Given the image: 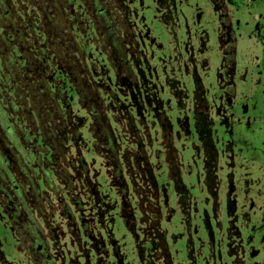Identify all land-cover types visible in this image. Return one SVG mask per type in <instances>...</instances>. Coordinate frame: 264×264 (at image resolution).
Returning a JSON list of instances; mask_svg holds the SVG:
<instances>
[{"label":"rangeland","instance_id":"rangeland-1","mask_svg":"<svg viewBox=\"0 0 264 264\" xmlns=\"http://www.w3.org/2000/svg\"><path fill=\"white\" fill-rule=\"evenodd\" d=\"M74 1L70 19L71 14H77L85 30L74 31L72 37L86 54L85 61L92 69V79L105 88L109 85L115 87L118 73L93 39L94 29L87 7L82 0ZM86 2L90 9H94L89 4L93 1ZM105 4L100 6L97 1L98 9L104 10ZM121 5L127 20L133 25V35L142 42V46L138 42L140 52L150 60V64L144 67L145 78L137 90L150 97L145 99L148 105H160L161 113L169 119L171 127L167 123L166 127L173 131L171 135L174 134V151L178 159L173 164L178 166L183 187L176 188L168 177L174 169L169 167L168 161L165 162V150L158 145L161 130L150 116L153 107L146 113V122L137 121L138 117L136 121L138 127L149 134L143 142L144 148L150 153L162 148L157 151L158 156L150 154L149 160L156 167L154 175L155 183L160 187L159 195L153 196V184L143 185L142 194L136 190L145 178L137 171L132 176L125 170L123 180L127 183L121 187L123 184L118 183L121 177L119 180L113 178L104 158L91 150L92 119L81 105L74 84L53 65L48 76L51 86L46 91L56 93L64 86L66 102L60 101L61 108L71 109L73 125L77 117H83V120L80 118L81 125H78L83 133L79 150L88 170L73 158L59 159L55 163L56 159L49 157L50 165H46V169L50 171L53 166H62L71 176L72 184L54 178L51 186H45L41 183L43 178H33L35 187L41 191L38 196L40 205L37 206L42 209L49 203V208L56 210L64 198L73 210L85 213L89 231L95 236L87 238L83 235L81 243L79 234L69 230L67 221L65 224L62 220L60 230L56 225V221H60L57 214L48 210L37 213L31 197L27 199L25 196V200L33 210H18L16 207V212L24 215L32 211L31 215L39 223L48 217L52 228L49 230L56 234L54 240L64 244L62 252H59L62 247L54 246L56 241L48 237L51 245L48 252L57 264H163V246L161 250L153 247V232H161L159 238L164 236V247L169 250L173 264H264V0H126ZM106 23L107 33L103 29L100 37L103 36V41L116 39L110 31L114 23ZM109 46L113 48L111 44ZM63 49L72 52L71 46L68 50L66 47ZM126 50L133 56L131 48ZM64 51L60 55H64ZM120 51L123 61H127L122 48ZM16 60L25 63L19 54L0 53V116H5L2 119L5 126L7 123L14 128L8 137L20 157L26 154L23 137L25 145L33 149L38 142L42 143L39 132L26 127L20 138L21 126L17 130L9 117L8 107L15 105L12 97L7 95L9 86L5 81H9L10 73L17 79V87H20L17 96L20 99L25 100L28 89L35 90L26 85L30 82L22 81L20 67L24 69V63L16 66ZM136 60L143 66L146 63L143 58ZM59 63L64 64L63 60ZM67 71L75 74L76 69L72 66ZM126 73L133 75L134 71L130 69ZM138 76L141 78L143 74ZM32 78L38 79L36 73ZM51 78L58 82L53 83ZM53 84L55 87L59 85V90L56 91ZM38 93L45 94L39 89ZM207 103V108L202 106ZM33 109L35 113L39 111L36 102H33ZM198 110L202 113L197 120L194 113ZM14 111L18 113V108ZM135 111L136 116L138 112L136 114ZM33 115L30 116L32 121ZM18 116L21 118L24 114ZM65 118L68 120L69 116L67 118L65 114ZM197 121L202 134L209 132V143L214 150L211 154L210 147L198 135ZM98 123L101 125V121ZM22 124L26 126L25 121ZM116 125L114 123L113 126ZM96 133L93 130V134L100 138L99 130ZM161 142L166 143L167 140L162 139ZM166 149L170 151L169 146ZM141 154L146 155V152ZM127 159L131 160L130 156ZM38 162L40 170L44 171V164ZM39 166H33L36 176H41ZM60 174L65 178L64 171ZM45 180L51 181L50 178ZM31 185L26 183L24 187L30 188ZM48 187L52 194L45 193L50 190ZM71 195L81 197L85 208L77 209ZM8 206L6 209L0 202V264H32L28 256L29 241L20 235L24 236L29 230L37 235L42 226L36 221L37 224H26L21 220L22 224L25 223L21 231H25L18 232L11 212L7 211L10 209ZM46 228L43 226L44 230ZM47 234L48 231L46 237L49 236ZM65 234L64 238L61 237ZM37 246L46 249L47 243L40 239L32 243L30 253L35 251L40 258L43 249L39 250Z\"/></svg>","mask_w":264,"mask_h":264},{"label":"trees","instance_id":"trees-1","mask_svg":"<svg viewBox=\"0 0 264 264\" xmlns=\"http://www.w3.org/2000/svg\"><path fill=\"white\" fill-rule=\"evenodd\" d=\"M104 2L110 4V0H104ZM93 8L96 9L95 7ZM101 32L102 30H100L99 28L97 33H94L93 39L97 46L102 49V52L107 55L108 62L118 63L114 65L115 70L118 73V81L115 87H111L109 85L108 88H105L104 86L97 84L95 80L92 79V69L87 66V63L85 61L86 54L84 53L83 49L79 48L80 46L75 37H73L74 41L76 42L74 44L75 46L72 43L68 44V46H71L72 48L71 53L70 51H67V53H65L66 55H60V53H62L63 51L61 47V49H57L53 53H50L51 55H48V59L56 69L65 73L70 78L75 86L77 94L79 95L81 105L85 108L92 119L90 127L95 130V133L96 130H99L101 134V137L99 138L98 135H96L97 133L93 134V130L90 129L93 137V146L91 150L94 153L97 152L99 155H101L102 158H104L105 164L110 170L111 176L113 178L115 177L116 180H119V177H121V181L119 180L118 183H122L123 186L121 187H125L124 184L127 183L125 180H123L125 168H127V172H129L130 167L128 166V162L130 163V161L132 159H135V157H141V152H143L144 148V145H141V147L139 146L138 148H141V151L140 149L137 150V147L133 148L132 145H135L136 143L143 144L145 138L149 137V134H147L148 132L146 131L144 133L141 128L138 127L139 123L137 122H146V113L149 112V109H146L145 107L146 101L142 99L140 100L138 98V96H141L140 94L142 92L136 91V89L131 87L128 76H126V65L123 64L118 54L113 51V48H110L109 46V44H111V40L108 39V41H103L99 35L101 34ZM69 47H66V50H68ZM60 60H63L64 64L59 63ZM233 64L234 62H232V65ZM72 66H74L76 69L75 74H71V72L73 73V71H67V68L72 69ZM51 68L52 67L50 65L47 73L51 72ZM48 76H50V74ZM51 79L54 80L53 78ZM111 82L112 81H110V83ZM58 87L54 86L56 91L58 90ZM13 88V85H9V93H7V95L13 94ZM30 93V91H27L24 97H29ZM53 94L54 98L51 100V102L37 103V109L39 111L36 113V110L33 109V103L28 101L22 102L18 100L17 102H15V105L8 107V110H10L9 117L12 119L11 122L15 124L17 130H20L19 126H21L22 128V130L19 131L20 138L23 136L21 131L25 132V127L31 130H35L40 134V142L42 144L38 142L39 145L36 144L34 149L31 146L25 145L26 139L23 137V149L26 150V154H22L20 157L18 152L16 151L17 149L13 147L14 145L8 137V135L14 131V128L9 126L7 123L5 126V123L2 122V119H5V116H0V202L5 205L6 209L10 204V207L8 206V209H10L7 211L11 212L12 220L14 218V222L17 224L16 229L18 230V232L21 231V229H19L18 227L23 226L20 220H25L26 217H29V214L31 218L34 219V217L31 215V213H29L30 211L25 218L24 216H22V214H19L20 211L16 212L18 197L15 193L16 189L14 188V185L17 182L18 184L19 182H21V187H24L26 183H30V185L33 183L30 188H26L22 191L21 198H23V200L20 203L22 207L18 206V210H33L29 209V206L25 200V196H27V199H29L30 197L33 200L35 199V197H37L38 199V196L41 193V191L37 190V188L35 187V179L33 178H50L51 181H54V178L56 176H59L60 178H58V180L63 181L62 178L64 177H61L60 173L64 171V180H66L67 177V179H69V185L72 184L71 176L67 173V170H64L62 166H53L50 171L46 169V165H50L49 157H52V159H56L55 163L59 159L68 160V158H73L76 160V162L79 161V163L82 164L85 169L88 168L86 160L83 157V153H81L79 150L83 141V133L80 129V126L78 125H81L80 120H83V117H77V120L73 125L71 109L67 108V110H64L61 108L60 101L66 102L64 86H62L59 92ZM60 94L64 95L65 100L56 99V96ZM144 95L146 94L144 93ZM148 97L149 96H147L146 99H148ZM86 99H88V101ZM85 102H87V104H85ZM15 107L18 108V113L14 111L17 109ZM31 108L33 109V111H31ZM135 109L137 111H135ZM157 110H159V112H156ZM134 111L138 112V114L136 113V116L134 115ZM152 112H154L152 113V115L150 114L152 118H155L156 114L159 113L160 115H163L165 117L167 126H170L169 119L166 115H164V113H161L160 111V105H156ZM18 114H24V116L20 118ZM32 114L35 115H33L34 121H32V117H30ZM65 114H67V118L69 116L68 120H65ZM136 117L139 118L137 121ZM24 121L26 122V126L22 124ZM98 121H101V125L100 123H98ZM33 123L35 126L33 125ZM114 123H116L117 125L113 126ZM128 130H130L129 133ZM171 132H173L171 128H168L167 135H169V138L171 137V139L173 138L174 140V134L171 135ZM139 137L141 138L139 139ZM75 149H78V151H76ZM212 151L214 152L213 148ZM144 152H146V155H150V152H148L146 148ZM152 153H157V151L152 150L151 154ZM39 155H41L40 159L37 158L39 157ZM69 155L72 157H70ZM131 155L133 156V158ZM129 156L131 160L127 159V157ZM38 160L44 164V171H42V169L40 170L41 167L38 164ZM34 165L39 166V173L41 174V176H36V174H34ZM59 168L62 169L59 170ZM11 175H13V177H11ZM41 183H44L45 186H49L51 184V182L47 183L42 179ZM15 196L17 197V199H15ZM74 200L77 202V205L80 204L81 206L85 207V204L83 203L81 197L76 196ZM25 232L26 234H24V236L19 234L20 237H36L30 230Z\"/></svg>","mask_w":264,"mask_h":264},{"label":"flooded vegetation","instance_id":"flooded-vegetation-1","mask_svg":"<svg viewBox=\"0 0 264 264\" xmlns=\"http://www.w3.org/2000/svg\"><path fill=\"white\" fill-rule=\"evenodd\" d=\"M84 5L86 7H88L86 0H82ZM93 2H90L89 4H92L96 9H90V6L87 8L88 14L90 16L91 19V23H93L94 25V33L96 34L98 29L100 28V30L104 31L107 33V21H110V23H114L111 25V29L110 31L113 32L114 36L116 39H112L109 38L110 43H111V47H113V51H115L116 54H118V56L120 57L121 61L123 62V64L126 65L127 67V72L131 69V71H134V74H126V76H128V80L131 83V87H133L134 89H136V91H138L137 89L140 87L139 83L141 80H143L145 78V73H144V67L148 64H150V60L148 59V57L144 56V53L140 52V46H142V42L140 41V39L138 38V36L133 35V25L132 23H130L126 18L125 12L122 10L123 5H121V2H126V0H110V4L107 3L105 4L106 6L104 7V10L98 9L99 7L97 6V1L99 2L100 6L105 3L104 0H91ZM102 2V4H101ZM96 3V4H95ZM75 4L74 0H0V48L3 50H0V53H9L11 54V56L14 55H21L22 58L24 59L25 63H24V69L22 67L18 68L20 70H22L23 72V79L22 81L25 79L27 82H30V84H26V85H30L28 87L30 88H34L33 89H28V91H32V93H30L29 97H24L25 100L20 99L17 94L19 93V88L17 87V82L16 80L13 78V75L10 73V75L8 76L9 81H5L6 85L8 84V86H14L13 88V94H9L10 97H12V99L17 102L19 101H28V102H45L46 103L49 101H51L54 98V94L50 93L48 94L46 89L50 84V80L48 79V75L51 74V72L47 73L49 70V66L51 65V67L53 66V64H51L49 62L48 59V55H51L50 53H53L55 50L54 49H61L60 47L65 48V47H69L68 44L72 43L73 45L76 43L72 37V33H74V31L76 32H82L85 30V25L83 24V22L81 21L80 17L77 14H71L72 17L70 19V12L73 9ZM124 4V3H123ZM98 9V13H95V10ZM72 22H71V21ZM120 20L122 22H120ZM81 23L83 24V26L81 25ZM99 23V24H98ZM74 26V28H73ZM84 27V28H83ZM59 28V29H58ZM103 28V29H102ZM99 37V35H98ZM101 38H103V36L101 35ZM105 38V37H104ZM107 40V39H106ZM138 42L140 43V46L138 45ZM135 43V44H134ZM120 45V46H118ZM133 46V47H132ZM121 48L123 50V53L126 55V59L127 61H123L122 58V53H121ZM131 48L133 51V56L131 54H129V52H127L126 49ZM137 50V51H136ZM4 51V52H2ZM64 51V49H63ZM120 51V52H119ZM135 51V52H134ZM65 53H67L66 51H64ZM74 52V51H73ZM66 55V54H64ZM131 56L133 59H131ZM136 58H140L142 60V58L144 59V61L146 60V63L143 64L139 61L136 60L134 61ZM4 59V57H3ZM126 62V63H125ZM23 63H18V61L16 60L15 64L16 66H19L20 64L22 65ZM110 63V62H109ZM5 64V61H3V65ZM115 64H118L117 62H111L110 65L114 67ZM1 63H0V70H1ZM117 66V65H116ZM5 67V66H4ZM34 73H36L38 79H33L32 75H34ZM47 73V74H46ZM139 73L140 76L141 74H143V76L141 78H139ZM136 75V76H135ZM53 82H58L57 80H52ZM19 82V81H18ZM21 82V81H20ZM33 85V87H32ZM49 86V87H50ZM59 86V85H58ZM38 89L40 91H44L45 94L42 93H38ZM61 89V88H60ZM59 90V87H58ZM9 93V92H7ZM20 94V93H19ZM24 95V94H23ZM204 95V94H202ZM202 95L199 98H202ZM3 96V95H2ZM79 97V95H78ZM146 95L141 94V96H138V98L141 100H145L146 99ZM64 95L60 94L56 96V99H63ZM80 99V98H79ZM150 99V97H148V100ZM65 100V99H64ZM206 101V99H205ZM203 102V99H202ZM201 102V103H202ZM133 103V101H132ZM208 104H204L202 105L203 107H208ZM145 107L146 109H149L150 107L153 109L155 108V105L151 104L148 105L147 102L145 103ZM202 107V108H203ZM156 112H159V110H157ZM137 113V112H135ZM154 113V112H152ZM201 111H196L194 113L195 118L197 117V120L199 119L200 115H201ZM207 113V111H206ZM161 116V117H160ZM156 120V122L159 124L160 130L161 132L159 133L160 135V143H158V145H162V147L165 150V162L168 163L169 167H173V172H170V174L168 175V177L171 178V181H174L176 188L179 187H183L182 184L183 182H181L182 184H180L179 181V175H178V166L173 164V161H175V159H177V156H175V139L173 140V138L171 139V137L169 138V135H167V127H166V120L165 117L163 115H160L159 113L156 114V117L154 118ZM196 129L198 132V135H200V137L202 138V142L206 145L209 146V152L211 154L212 152V147L210 145V141H209V132L206 134H202L201 130L202 127L199 128V123L197 121L196 123ZM141 137H139L140 139ZM167 140V142L162 143L161 140ZM136 149L137 150H141V148H138L139 146L141 147V145L143 146L142 143H136ZM166 146L170 147V151H168L166 149ZM145 148H143V152L144 153ZM162 148L159 150H157L158 152L161 151ZM172 150V152H171ZM152 153V155H159V153ZM151 154V153H150ZM141 154V157H135V159H132L130 161V163L128 162V166L129 168V172L132 176L134 172H138L139 176L145 177L143 178V181L138 184V186L136 187V190L142 194L143 191V185H147V184H153L152 187V193L153 196H157L159 195V188L158 185L155 183L156 179H155V175H154V170L156 169V167H153V165H151V163L149 162L150 160V155H145ZM178 160V159H177ZM217 161V159H216ZM215 161V162H216ZM210 166H212V163L210 164ZM213 167V166H212ZM211 168V167H210ZM88 170V169H85ZM125 170L127 171V168H125ZM137 175V174H136ZM135 177V176H134ZM56 179L60 178L59 176L55 177ZM46 178H44V181L48 183L47 180H45ZM63 181L65 182H69V179L64 180V178H62ZM52 183V181H49V183ZM21 182H18L14 185V188L16 189V195L18 197V204L17 207L20 206V203L22 202L23 198L22 197V191L25 190V187H21ZM177 184L179 186H177ZM25 186V185H24ZM51 186V185H50ZM49 188V187H48ZM210 189L212 188L209 187ZM50 189V188H49ZM151 192V190H150ZM19 193V194H18ZM47 195H49V193H53L50 190H46L45 192ZM158 193V194H157ZM26 194V193H25ZM57 194V193H56ZM59 196V195H57ZM17 197L15 196V199H17ZM72 201L74 200V195H71ZM36 199V200H35ZM34 202L36 205V209L35 210L37 213H46V211H51V213L53 214H57V218L60 221H56V225L60 228L62 226V220L67 223L70 224L69 230L73 231L74 234H79V241L82 243L83 240V235L87 238H93L95 236L94 232H90V225L87 222V219L85 217V213L84 216L83 214H81L79 212V210H73V208L67 204L65 202V199L63 198L59 204L58 207L56 208V210H52L51 208H49V203L46 204V207L44 208H38L37 204H40V201H37V197H35ZM50 201V200H49ZM75 203V202H74ZM77 203V202H76ZM73 204L77 209H84L85 207L81 206L80 204ZM78 207H77V206ZM39 209V210H38ZM76 211V212H75ZM32 214V211L30 212ZM28 215V213H24V215L22 214V216H24V218ZM43 215V214H42ZM28 218V219H27ZM48 217L42 219L43 224L39 223V221H37L35 218H31L30 214L29 217H26L25 221L26 224L27 222H33L34 224H37L36 222H38L41 226H42V230L43 226H47L48 228H46V230H44L43 232L37 230V232L39 231L40 233H38L37 235H35L36 237H26L27 240L29 241V246L31 248L32 243L34 241H36L37 239L40 240H44L47 243L46 249H44L43 247H38L39 250H41V248L43 249L41 251L42 254L41 257L39 258L37 253H35V251L33 253H30V248L28 251V256H29V260L31 261L32 264H57L56 260L53 261V256H51L50 252H48V248L50 245L49 241H48V237H51L54 241V238L56 236V234H53V231H50L49 229H52L49 226V222H48ZM21 224H22V222ZM36 221V222H35ZM32 224V223H31ZM25 225V223L23 224ZM19 229L22 228V226L18 227ZM61 230V228H60ZM76 230V232H75ZM47 236L46 237V233ZM154 238L155 240H153V247H161L163 246L162 249V255L165 256V258L163 259V264H173L172 260H171V255L169 253V250L165 249V238L163 235H161V237L159 238L161 232H156L154 233ZM58 235V234H57ZM65 235H62L61 237H65ZM54 246H61V250L59 252H62L63 248H64V244L61 242L60 240L56 241L54 243ZM37 249V250H38ZM45 251V252H44ZM44 252V253H43ZM42 258V259H41ZM194 258V257H193ZM65 260V259H64ZM78 261V260H76ZM66 262V260L64 261ZM73 264V263H70Z\"/></svg>","mask_w":264,"mask_h":264}]
</instances>
